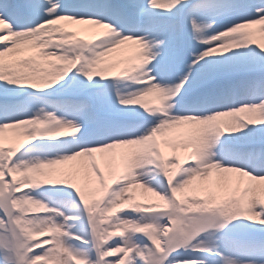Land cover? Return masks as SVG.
<instances>
[{"label": "snow or ice", "instance_id": "1", "mask_svg": "<svg viewBox=\"0 0 264 264\" xmlns=\"http://www.w3.org/2000/svg\"><path fill=\"white\" fill-rule=\"evenodd\" d=\"M0 264H264V0H0Z\"/></svg>", "mask_w": 264, "mask_h": 264}, {"label": "bare ground", "instance_id": "2", "mask_svg": "<svg viewBox=\"0 0 264 264\" xmlns=\"http://www.w3.org/2000/svg\"><path fill=\"white\" fill-rule=\"evenodd\" d=\"M134 47L135 46H132L128 51H125L123 53H116V54H112V55L115 57H118L120 59H125V60L130 59V58L134 57V55H135ZM146 100H147L150 107L156 106L158 104V101H157L155 96L146 98ZM6 135H12V133L9 132V133H6ZM158 139L161 141L160 150L164 155L168 156L173 152V145H176L175 150H176L177 154H179L181 156H183L185 154L184 149L180 146V144H181L180 138L167 136V137H158ZM165 139H167V141H168L167 143L164 142ZM9 146H11V145H6V147H9ZM70 163H74V162H70ZM139 202L149 203L150 201L144 200V201H139Z\"/></svg>", "mask_w": 264, "mask_h": 264}, {"label": "rangeland", "instance_id": "3", "mask_svg": "<svg viewBox=\"0 0 264 264\" xmlns=\"http://www.w3.org/2000/svg\"><path fill=\"white\" fill-rule=\"evenodd\" d=\"M157 140H158V142H159V146H160V144H161V141L157 138ZM176 151V150H175ZM76 211H78V209L76 210Z\"/></svg>", "mask_w": 264, "mask_h": 264}]
</instances>
